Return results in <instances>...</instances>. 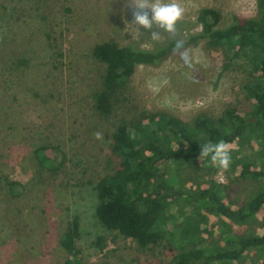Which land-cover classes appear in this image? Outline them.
Instances as JSON below:
<instances>
[{
    "label": "rangeland",
    "instance_id": "rangeland-1",
    "mask_svg": "<svg viewBox=\"0 0 264 264\" xmlns=\"http://www.w3.org/2000/svg\"><path fill=\"white\" fill-rule=\"evenodd\" d=\"M177 2L183 9L179 21L190 23L205 7L221 13L220 27L229 25L232 15L253 18L258 14L256 0ZM131 3L0 0V171L9 180L27 181L31 173L20 157L24 150L39 144L63 151L66 157L62 174L69 173L73 178H56L54 188L49 185L41 192L17 197L0 190V264H64L66 260L70 264H168L175 254L170 251L171 245L176 248L182 243L190 248L189 244L197 241L198 245L212 246L218 239L221 219L181 199L171 202L164 239L150 249H141L133 240L103 230L94 219L92 192L82 183L88 178L96 180L108 169L106 136L111 124L96 117L92 110V94L100 87L103 67L92 59L90 49L105 41L151 47L149 32L142 28L138 32L130 25L134 10ZM197 31L199 26H194L189 33ZM157 32L159 38L155 41H162L165 34L159 29ZM182 54L188 56V63ZM21 60L26 61L23 67H19ZM224 64L221 48L200 43L171 54L156 66L138 65L128 82V102L117 105L115 115L118 118L126 110L130 116L143 109L163 111L184 123L199 113L219 117L229 105L241 100L240 85L246 76L237 62L226 69ZM249 148L228 147L230 152L239 149L237 156L243 157V164H253L257 170L264 160ZM251 149L255 150L256 145ZM163 168L169 177L192 185L189 167L169 163ZM209 179L218 185L228 183L225 169L214 171ZM197 213L207 218V223L199 225L196 237L187 236L186 241L184 221ZM74 216L78 218L79 236L76 254L68 255L58 243L66 223ZM255 217L261 221L264 210ZM253 231V225H242L234 227L232 233ZM261 232L259 228L253 233ZM190 233L195 235V229ZM247 254L244 261L232 264H250L257 259L255 250Z\"/></svg>",
    "mask_w": 264,
    "mask_h": 264
},
{
    "label": "trees",
    "instance_id": "trees-1",
    "mask_svg": "<svg viewBox=\"0 0 264 264\" xmlns=\"http://www.w3.org/2000/svg\"><path fill=\"white\" fill-rule=\"evenodd\" d=\"M17 1L38 3L45 0ZM256 6V17L232 15L229 25L224 27H220L222 15L219 11L202 8L194 23L178 21L173 33L161 31L165 34L162 41L149 37L150 48L105 41L90 49L92 59L103 67L100 87L92 94V110L96 117L111 124L106 136L108 172L96 180L88 178L82 183L90 186L93 215L99 227L133 240L141 249H150L164 239L168 208L176 199L221 219L222 230L212 246L198 245L197 241H191L190 248L183 247L182 243L176 248L171 245L170 251L175 254L168 264L240 263L248 257L250 250H255L257 257L250 264H264V217L261 221L255 217L264 210V161L256 170L253 164L246 167L243 157L237 156L239 149L246 146L264 160V0H256ZM194 26H199V31L189 33ZM150 31L158 29L153 26ZM143 32L146 33L144 29ZM178 42L179 49L176 48ZM200 43L224 51V69L234 62L243 68L246 76L240 85L239 102L229 105L219 117L199 113L189 123L163 111L144 109L133 116L126 110L116 117L115 107L128 102L126 90L136 66H156L171 54ZM19 64L23 67L26 61L21 60ZM114 117L116 119L111 121ZM218 141L225 142L230 157L225 170L226 185L212 183L209 179L220 168L204 158L198 159L199 145ZM232 145L237 146L238 151L230 152L228 147ZM255 145L256 149H251ZM24 152L20 162L30 171V178L23 183L12 181L0 171L4 175L0 174V190L6 195L17 197L26 192H41L49 185L57 186L56 178L68 176L67 180L73 179L69 173L62 174L66 156L57 147L37 144ZM169 163L189 167L192 177L188 180L195 187L169 177L163 168ZM198 179L203 182L198 184ZM235 183L238 186L233 187ZM237 193L239 196L231 198ZM77 219L74 216L66 223L59 239V248L68 255L76 254ZM206 220L197 213L196 217L184 221L182 231L186 241H189L187 236L196 237L198 226L207 223ZM242 225H253L254 231L260 228L262 232L232 233L234 227ZM194 229L195 235L189 234ZM64 264H70V261L66 260Z\"/></svg>",
    "mask_w": 264,
    "mask_h": 264
},
{
    "label": "clouds",
    "instance_id": "clouds-1",
    "mask_svg": "<svg viewBox=\"0 0 264 264\" xmlns=\"http://www.w3.org/2000/svg\"><path fill=\"white\" fill-rule=\"evenodd\" d=\"M134 10L132 12V22L130 25L135 26L136 31L139 28L149 31L153 40L159 38V32L150 31L153 26L165 33H173L177 22L183 15V9L179 6L177 0H132L130 5ZM180 43L176 48H180ZM185 63H188V56L182 54ZM98 135V134H97ZM198 159H206L208 163L220 169H227L230 163V157L227 145L224 141L216 143H205L199 145Z\"/></svg>",
    "mask_w": 264,
    "mask_h": 264
}]
</instances>
